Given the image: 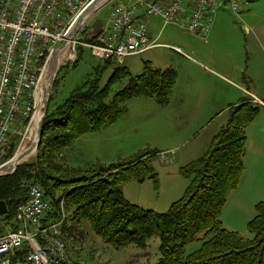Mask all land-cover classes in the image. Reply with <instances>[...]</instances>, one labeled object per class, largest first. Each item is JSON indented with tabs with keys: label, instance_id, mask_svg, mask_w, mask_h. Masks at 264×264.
Instances as JSON below:
<instances>
[{
	"label": "rangeland",
	"instance_id": "rangeland-1",
	"mask_svg": "<svg viewBox=\"0 0 264 264\" xmlns=\"http://www.w3.org/2000/svg\"><path fill=\"white\" fill-rule=\"evenodd\" d=\"M241 1L242 11L235 14L229 2L222 0L206 36L193 35L174 25L166 26L161 32L163 23L160 20L156 27L149 25L148 34L158 30L155 38L158 37V44L165 46L130 56L120 65L127 67L134 76L142 74L147 61L162 71L173 69L177 81L170 103L162 106L154 98L131 99L126 105L127 113L114 125L84 135L63 153L59 161L64 167L90 170L98 165L127 161L145 150L158 151V155L153 157L158 185L150 178L142 182L132 179L121 187V191L129 203L145 211L166 213L171 204L184 195L189 185L180 169L210 149L213 138L225 130L234 116L237 107L233 104L241 102L245 104L243 111L253 112L254 118L246 128L242 182L237 190L229 194L221 221L225 228L237 232L243 238H251L248 223L256 216V204L264 202V48L258 44L259 38L255 39L246 27H260L264 42V0ZM117 3L118 0H112L86 19L75 37L79 44L73 47V58L70 59L69 54L66 59L70 60L63 59L64 63L55 77L52 106L64 103L77 87L97 78L98 74L100 86H105L115 67L119 66L115 62L98 73L105 62L85 45L86 39L98 34L94 22L98 20L106 25ZM172 47L181 48V52ZM215 61H222L226 70L216 67ZM248 73L256 75V85L250 82L252 79L248 80ZM57 79L59 83L56 86ZM127 84V80L115 83L109 100ZM239 87L250 90L256 87L257 93L245 95L246 89L242 92ZM38 115L39 111L37 121ZM24 132L25 129L22 134ZM21 139L22 135L13 139V157ZM34 142L35 131L31 145L21 153L18 151L16 157L28 151ZM36 161L37 154L20 165ZM63 194L62 189H57L55 195L50 194L59 207L62 200L66 203ZM64 207L66 223V204ZM13 224H17L15 218L7 220L5 215L1 216L0 236L6 234ZM81 229L84 232L82 238L76 244H68L70 254L78 264H156L160 259L161 241L158 236L152 237L143 250L134 245L116 250L98 238L87 224L82 225ZM201 244L200 241L188 244L186 256L199 250Z\"/></svg>",
	"mask_w": 264,
	"mask_h": 264
},
{
	"label": "trees",
	"instance_id": "trees-1",
	"mask_svg": "<svg viewBox=\"0 0 264 264\" xmlns=\"http://www.w3.org/2000/svg\"><path fill=\"white\" fill-rule=\"evenodd\" d=\"M96 39L97 35L85 41L90 44ZM112 64V60L106 61L98 73ZM99 76L77 87L56 107L52 106L54 96L50 98L36 163L19 165L14 174L0 177V201L7 204V220L15 218L16 209L27 194V184L39 182L47 195H55L57 189L64 192L68 220L63 235L69 245L82 238L81 226L87 224L116 250L130 245L143 250L152 237L158 236L161 256L156 264H264V202L256 204V216L248 223L251 238L225 228L221 221L229 194L242 182L246 128L254 113L243 111L245 104L234 105V116L225 130L213 138L210 149L180 169L189 181L184 195L166 213L145 211L129 203L121 187L132 179L142 182L146 178L158 185L153 166L158 151L145 150L127 161L90 170L65 168L59 160L79 138L114 125L127 113L126 105L131 99L154 98L160 105H168L176 72L171 68L156 69L147 61L142 74L136 76L125 66L115 67L103 87ZM122 80L128 81L127 86L109 100L112 86ZM58 83L59 79L56 86ZM36 122L37 111L22 134L13 160L18 151L31 145ZM28 123L29 120L24 126ZM14 150L12 145L5 161L13 157ZM9 228L16 230L18 225ZM195 241L202 243L201 248L186 256V246Z\"/></svg>",
	"mask_w": 264,
	"mask_h": 264
},
{
	"label": "built area",
	"instance_id": "built-area-1",
	"mask_svg": "<svg viewBox=\"0 0 264 264\" xmlns=\"http://www.w3.org/2000/svg\"><path fill=\"white\" fill-rule=\"evenodd\" d=\"M91 1L0 0V166L13 139L27 128L26 121L32 123L50 54L67 38ZM226 1L235 14L242 11L241 0ZM221 2L134 0L129 5L117 4L108 28L85 45L103 61L120 65L130 56L165 46L158 44V37L148 36L152 18L162 21L161 32L174 25L202 37L209 33ZM77 43L74 40L72 47ZM172 48L181 52L179 47ZM25 198L15 213L18 228L0 236V264H78L64 238V221L55 198L40 183L27 184Z\"/></svg>",
	"mask_w": 264,
	"mask_h": 264
},
{
	"label": "water",
	"instance_id": "water-1",
	"mask_svg": "<svg viewBox=\"0 0 264 264\" xmlns=\"http://www.w3.org/2000/svg\"><path fill=\"white\" fill-rule=\"evenodd\" d=\"M112 0H92L90 4L87 6V8L80 14L78 19L76 20L74 27L70 34L67 36V38L62 42V44L54 49V51L50 54L49 60L51 59L50 62V71H49V77L47 81V88H46V93H45V98H44V104H43V110H42V115L39 117V120L36 125V130H35V143L31 149V152H35L38 154L39 147L42 142V130H43V124H44V119L46 117V113L48 110V105L50 101V97L52 94V89L53 85L55 82V77L57 73L60 70V67L64 63V52L66 49L72 48V43L75 40L76 35L79 33L80 29L84 25L86 19L88 16H90L93 12H95L97 9L100 7L108 4ZM14 158V157H13ZM8 160L5 162L3 165L0 166V177L1 176H7V175H12L16 172L17 167L20 165H13L12 160ZM26 198L24 197L23 200ZM8 212L7 204L5 201H0V217L6 215Z\"/></svg>",
	"mask_w": 264,
	"mask_h": 264
},
{
	"label": "crops",
	"instance_id": "crops-1",
	"mask_svg": "<svg viewBox=\"0 0 264 264\" xmlns=\"http://www.w3.org/2000/svg\"><path fill=\"white\" fill-rule=\"evenodd\" d=\"M119 1V3H117V4H124V5H129L130 3H132L134 0H118ZM123 1V2H122ZM103 7V6H102ZM101 8V7H100ZM99 10V9H98ZM218 12V11H217ZM158 20H160V19H158V18H152L151 20H150V22H149V25H150V27H156V25H159L160 23H159V21ZM161 21V20H160ZM162 22V21H161ZM96 24V25H95ZM94 25H95V28H96V30L98 31V33H100L102 30H105L106 28H108V26H109V18H108V21H107V23H106V25L105 24H103L102 22H100V21H98V20H96L95 22H94ZM94 28V27H93ZM246 30H247V32H250V34L251 35H253L254 36V38L256 39V37H258L259 38V42H258V44H260L261 46H262V48H264V44H262V43H264V42H262V40H263V38H262V35H261V33H260V27H257V25L255 26V27H246ZM158 32V30H156V33ZM156 33H150V34H148V36H149V38L150 39H156L155 38V35H156ZM104 62H106V61H104ZM114 63H115V61H113ZM222 61H215V63H216V67L217 66H220L222 69H225V67H224V65L221 63ZM232 69V68H231ZM226 70V69H225ZM258 75V74H257ZM255 76L256 75H251V74H249L248 73V80H250V79H252V80H250V82H253L254 84H255V82H256V78H255ZM217 81H218V79H217ZM256 85V84H255ZM252 86H253V84H252ZM258 86V93H260V88H259V85H257ZM256 86V87H257ZM256 87H254L252 90H250V89H248V88H240L239 90L240 91H242V92H245V89H246V94L245 95H256V93H257V90H256ZM238 104H242L241 102H237L236 104H233V105H238Z\"/></svg>",
	"mask_w": 264,
	"mask_h": 264
},
{
	"label": "bare ground",
	"instance_id": "bare-ground-1",
	"mask_svg": "<svg viewBox=\"0 0 264 264\" xmlns=\"http://www.w3.org/2000/svg\"><path fill=\"white\" fill-rule=\"evenodd\" d=\"M69 54L71 55L70 59H72L73 55H74L73 54V47L70 48V49L69 48L66 49V51L64 52L65 61L66 60H70V59H66V58H68ZM50 62H51V59L48 61V64H49L48 67H45V73H44L43 77L41 78L40 85L38 87V92H37V95H36V100H37V110L36 111L37 112L39 111L38 120H39V117L42 115V110H43L42 108H43V104H44V98H45V93H46V88H47V81H48L49 71H50ZM32 147L28 151H26V152L22 153L20 156L16 157L12 161V164L13 165H19V164H21V163H23L25 161L31 160L32 157L34 155H36L35 152H31ZM60 203H61V205L59 207V209H60V217L63 218V221L65 223L66 215L64 213V210H65L64 200H62Z\"/></svg>",
	"mask_w": 264,
	"mask_h": 264
}]
</instances>
